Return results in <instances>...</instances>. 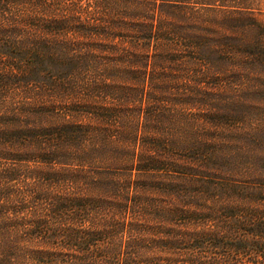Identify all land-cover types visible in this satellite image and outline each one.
I'll return each mask as SVG.
<instances>
[{
	"label": "trees",
	"instance_id": "trees-1",
	"mask_svg": "<svg viewBox=\"0 0 264 264\" xmlns=\"http://www.w3.org/2000/svg\"><path fill=\"white\" fill-rule=\"evenodd\" d=\"M0 264H264L257 0H0Z\"/></svg>",
	"mask_w": 264,
	"mask_h": 264
},
{
	"label": "rangeland",
	"instance_id": "rangeland-1",
	"mask_svg": "<svg viewBox=\"0 0 264 264\" xmlns=\"http://www.w3.org/2000/svg\"><path fill=\"white\" fill-rule=\"evenodd\" d=\"M257 8H258L259 18L264 23V0H257Z\"/></svg>",
	"mask_w": 264,
	"mask_h": 264
}]
</instances>
